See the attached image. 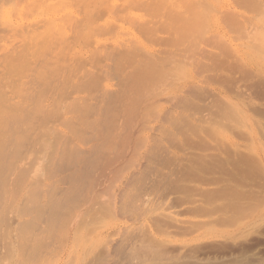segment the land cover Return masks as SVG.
Masks as SVG:
<instances>
[{"label":"rangeland","instance_id":"rangeland-1","mask_svg":"<svg viewBox=\"0 0 264 264\" xmlns=\"http://www.w3.org/2000/svg\"><path fill=\"white\" fill-rule=\"evenodd\" d=\"M23 6L0 0L21 36L0 65V264H264V0ZM66 145L98 146V185L54 201L81 186Z\"/></svg>","mask_w":264,"mask_h":264},{"label":"bare ground","instance_id":"bare-ground-1","mask_svg":"<svg viewBox=\"0 0 264 264\" xmlns=\"http://www.w3.org/2000/svg\"><path fill=\"white\" fill-rule=\"evenodd\" d=\"M9 2H10V7L9 8H3L4 11L21 13L22 9H25V8L28 9V7L23 6V3L25 2V0H9ZM30 2H31V0H30ZM37 3L38 2H36L35 5ZM24 11H26V9ZM51 27H49L48 29H51ZM18 32H19L18 30L13 31V30H6L5 29L1 33L2 35H0V65H4V66L7 65L9 67V65L11 64V60L13 57L12 55L15 54L14 48L17 47V45L19 44V43L17 44L18 37H21V36L17 35ZM7 42H9V44ZM88 151L89 150L83 149L82 145H79L76 147L66 145V147L62 153L60 166L63 169L67 168V169L71 170V174L68 175L66 178H63L62 184L71 185V184L75 183L74 181H78L81 186L75 187L74 189L72 188L73 190L70 189L67 192H66V189H64L62 187L57 188L54 191V201L57 200L60 196H63L64 199H66L65 196H67L68 193H73V195H75V197H76L77 194L81 193L82 191L84 192L85 189L88 190L87 193L91 194L92 191L95 189V187L98 185V172H97V170H98V164H99V160H100V159H98V152H99L98 146H92L90 151L89 152ZM96 173H97V175H96ZM2 178H3V174L0 172V181H2ZM81 182L84 183V185H85L84 187L82 186ZM0 189H1V187H0ZM71 195H70V197L72 198ZM75 197H73V198H75ZM88 199H90V198H88ZM88 199L83 200V202L88 200ZM71 200L68 199L67 201H71ZM106 262L107 261H104V262H102V264H108ZM96 264H98V263H96Z\"/></svg>","mask_w":264,"mask_h":264}]
</instances>
